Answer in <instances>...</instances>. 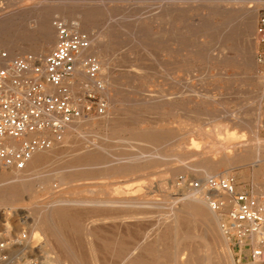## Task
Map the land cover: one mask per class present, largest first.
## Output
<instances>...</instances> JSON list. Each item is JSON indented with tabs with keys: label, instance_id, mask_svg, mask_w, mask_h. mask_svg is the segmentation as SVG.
Listing matches in <instances>:
<instances>
[{
	"label": "rangeland",
	"instance_id": "rangeland-1",
	"mask_svg": "<svg viewBox=\"0 0 264 264\" xmlns=\"http://www.w3.org/2000/svg\"><path fill=\"white\" fill-rule=\"evenodd\" d=\"M16 1L22 3L11 5L10 0H0V22L7 17L24 13L26 14L27 22L23 25V30H30L32 23L29 19L31 17L28 12H25V10L28 8L27 6H31V4H27L29 0ZM231 1L234 4L243 1L244 11L253 10L259 7L254 30V33L258 34L259 37L257 43L252 48L253 51H251V53L250 46L248 45V41L245 40L246 37L244 34L238 33L234 36L233 41H224L223 35L228 29H230L229 31L232 33L238 31V22L234 26L232 25L233 27L230 26L229 28V25L225 22L226 19L219 14H215L211 8L205 5L206 2L203 0H191L189 2V8H193L189 9V11H191L187 14V21L175 23V27L186 30L187 34L190 36V34L192 35L203 26L207 18L213 21L215 27L214 31L211 32L210 36L200 38L202 42H207L204 54L200 55L191 51V47L188 46H183L181 49H178L179 46L176 44H171L169 50L155 49L151 44V40L146 38V34L148 33H161L163 30H169L172 28L170 23L163 22L156 24L151 20L160 9V5L162 4L160 0H115L113 2L114 4L112 5L117 7V11L112 21H115V24L120 27V30L117 32L118 37L116 45L118 47L115 53L116 57L114 64H118L117 66H119L117 68L121 73H116V76H123L121 79L123 85L122 88H116L109 86V84L104 81L106 94L96 90L94 85L90 82H84L80 87L76 88L79 94H73L76 101H79V107L85 110L87 106H91V110H85L84 114L87 118L89 117L92 119L91 125L83 126L81 132L90 138H95L106 147L107 150L104 152L105 159L124 157L136 153L140 148H147V142L139 143L125 140L131 135V133L138 129H148L151 130L152 133L158 134L157 136L161 137V139L166 138L163 144H167V146H161L160 144L158 146L159 152L167 151V149H169L167 153H162L163 155L160 154L159 157H155L154 161L156 167L150 170L151 172L148 171V174L151 173L149 175L145 173L133 178L128 176L109 177V173L112 171V169H110L111 167L108 169H106V167L105 169L101 168L99 169L100 171H95L96 174L84 173L85 171L56 173L51 176L44 174L37 182H44L45 180L52 178L54 188L47 194L40 193V196L36 201L44 202L47 199H50L52 194L59 195L71 187L91 188L94 190L93 192H86L84 194L85 197L92 198L98 196L102 198L105 196V193L109 191L111 196L117 197L116 189L130 185L135 186L134 188H136L135 196L162 203L168 195L172 198H177L183 195L185 192L184 186L181 185L183 180L190 183L199 178L193 175L191 169L184 170L188 165L195 164L198 156H190L189 153L191 150H187L185 147L183 148V146L174 145V142L176 143L179 140H185V146L187 145L190 148L193 146L191 143L192 140H196L200 146V150L203 152V156H206V154L215 155L219 152V147L231 145V142L233 143V141L235 142V140L238 141L242 138L246 139L247 142L249 141L248 143H250L252 147H256L258 143L264 144V85L261 84L262 80H264V0ZM224 4L226 5V2H224ZM57 19L62 20V18L59 17L55 18V20ZM72 19L77 18L73 17ZM58 21L60 20H57V22ZM106 23L107 21H103L99 25L93 27L91 33L95 35L99 34L100 36L105 34L107 31ZM138 25L139 27H137ZM203 27L205 28V26ZM189 38L188 43L194 44L195 41L193 36H190ZM55 45L56 41L51 48L47 49L45 55L50 53ZM28 53L31 52L28 51ZM24 55L25 54L21 53L19 56ZM91 55L100 62V65L104 67V69L107 68L104 63H101L99 57L95 54ZM154 55L156 56L154 57ZM249 55L250 57L253 55L254 63L249 60ZM187 70H191L192 72L190 73ZM102 77L103 74L101 75V73H99L96 79L101 81L104 79ZM73 89L75 90V88ZM116 91L118 92L116 93ZM260 94L261 100L259 98ZM89 95H92V97H89ZM101 100L109 104L106 106V113L103 115H99L97 112V106ZM108 114L114 116L115 121H113L112 124L116 129H113V127H97L96 124L98 121ZM238 119L243 121V124L240 126L238 124ZM259 119L260 121L256 127V120ZM234 121L236 123H234ZM218 124H221V127H219ZM214 125H217V127ZM190 127L192 128L190 129ZM217 128H221L222 130H218L224 131V135L219 134V136V131L216 130ZM227 130L231 131L228 132ZM256 131L258 137L255 135ZM228 134L232 135L229 137ZM79 139L80 138L77 137L75 141ZM227 141L229 143H227ZM151 142L152 141L149 143ZM243 144L245 143H236L233 144V146L239 145L238 152H244ZM179 147L183 149H180ZM175 148L177 150H175ZM178 156L179 158L185 157L186 159L182 160V162L179 160ZM77 157L79 156L65 157L62 159L64 161H59L58 165L64 166L67 163L73 162ZM66 160L69 161L66 162ZM116 165L117 162L113 161L112 167ZM55 166H57V161ZM8 170V168L3 166L0 167V172ZM253 171H255V166L252 163H248L246 166L234 165L229 168L221 167L219 173L222 174L220 177H231L235 181L239 191H250L255 190V183H260L259 185L261 186L263 184L262 187H264V173L262 172L263 174L261 173L255 177ZM68 174L74 175L77 180L68 184L61 183V176ZM146 180L149 181V183ZM38 190H41V187H38ZM96 192H101L102 194H97ZM64 196H67V194ZM202 198L204 200V197ZM227 198L226 195L225 197L224 195L222 197L210 196V199H213V201H219L222 199L229 204ZM28 204L29 201L25 199V201L16 204L15 207H12V204L0 206V245L9 242L10 239L22 236V234H27L29 236L28 229L30 220L28 217ZM78 208L77 210H83L85 213V215L82 214V219H84L85 216L87 218L88 223L86 222V219H84L85 221L82 220L83 228L92 227L91 229L97 230L99 233L98 238L100 244L114 242L116 240L123 245L128 242L125 246H135L136 251H138L135 252L137 254L141 253L140 255H142V257L144 256L143 258L146 260H150L149 258L154 256V253H160L159 246H150L149 243L154 242L153 240H155L156 233L159 232V228L162 227V223L157 221L159 218V212L169 211V209L163 208L152 210L149 215L150 217L144 216L145 219L144 217L140 218L139 221L141 223L138 219L136 220L138 223L134 220L133 222L132 220L127 219L116 220L118 221L116 224L115 220L108 219L107 221L105 218H99L100 216L98 215H95V218L98 216L97 219L99 220V223L96 222L98 220H96L94 216H91L92 219L91 217L89 218L88 216L90 215L85 212L90 209L89 206H79ZM225 208L226 207L217 209V216L222 227L229 220L230 212H227ZM213 210L216 211V209ZM146 219H148V222L145 221ZM100 220L105 221L106 223L102 222V224H100ZM141 220L144 221V224L147 226H145ZM86 223L89 226H86ZM98 224H100L101 227ZM136 224L137 227L139 225L141 227H135ZM185 225L188 227L190 225L192 226L193 223L188 222ZM191 226L190 228H184L185 232L188 234L186 237L189 245H187L185 251L178 256L177 263L204 264L203 260L206 256L211 257V259L213 257L214 260L211 264H228L225 260L228 253L226 248H224L223 245L218 244L211 236H208L203 229H197L198 227L194 228V225ZM146 228L151 232V235H149L150 233L148 234V232L147 234L145 233L147 231ZM166 233H170V230H167ZM261 237L264 238V231H262ZM150 238L152 240H149ZM175 244L176 243L174 242L169 249V256L172 255L173 258L177 252V245ZM257 246L259 245H256L252 241H247L244 246L240 247L239 245L234 244V242H230L229 239L228 249L231 252V262L229 264L254 263L256 260L253 261L251 251ZM4 251H2L3 255L0 256V264H24L26 261L34 260L33 257H27L20 254L13 256V254H10L7 249H4ZM103 252L104 250L102 248L101 251L100 249L98 250V253L100 254ZM51 256L54 257L55 254H51ZM172 257L170 256V258ZM263 260L264 257L261 261L262 264H264ZM34 261L39 263L42 260L35 259Z\"/></svg>",
	"mask_w": 264,
	"mask_h": 264
},
{
	"label": "bare ground",
	"instance_id": "bare-ground-1",
	"mask_svg": "<svg viewBox=\"0 0 264 264\" xmlns=\"http://www.w3.org/2000/svg\"><path fill=\"white\" fill-rule=\"evenodd\" d=\"M114 1L115 0H29L27 4H31V6H27L28 8L26 9L27 11L25 10V12H28L30 14L31 18L29 20L32 23V26L30 27L31 29L23 30V25L27 22V18L25 16L26 14L24 13L15 14L13 16L2 19L0 22V47L7 50V52L11 55V58H16V56H19L21 53L27 54L28 51H30L38 58V60H42L46 56L45 53L47 52V49L51 48L55 41L57 43L58 34L54 22L60 20L69 28L80 32L89 38L91 47L83 53V58H87L89 56L94 57L91 54H95L100 58L101 63H104L107 67H105L106 69H104V67H102L100 65V62L98 61L100 67L99 72L101 73V75L103 74L102 78H104L99 83L86 72L83 66L78 65L73 75L72 88H75L76 90V88L80 87L84 82L92 83L97 90H100L104 93L105 87H103L102 84H105V82L109 84V86L122 88L123 84L121 79L123 76H116V73L120 72V70L117 68L119 67L117 66L118 64H114V60L116 57L115 53L118 47L116 45L118 37L117 32L120 30L119 25H116L115 21H112L117 11V7L112 5L114 4ZM160 1L162 2V4L160 3V9L158 10V13L152 17L151 20L156 24H160L163 22L170 23L172 28L169 30H163L161 33L146 34V38L151 40L152 46L155 47V49L169 50L171 48V44H176L179 46L178 49H181L183 46H188L191 47V51H193L194 53L198 55L204 54V49H206L207 42H202L200 38L208 37L210 36L211 32L214 31L215 27L213 21L207 18L203 24L205 28L201 26L198 31H195L192 35L190 34V36H193L195 43L189 44L188 41L190 39V36L187 34L186 30L175 27V23L187 21V14L191 11H189V9L193 8H189V2L191 0ZM203 1L206 2L205 5L211 8L215 14H219L226 19L225 22L229 25V28L230 26H234L238 22V31L232 33L229 31L230 29H228L223 35L224 41H233L234 36L238 33L244 34L246 37L245 40L248 41V45L250 46L251 53V51H253L252 48L257 43V39L259 37L258 34L254 33L256 18L259 13V7L253 10L244 11L243 1L237 2L236 4L232 3L231 0ZM224 2H226V5L224 4ZM15 3L22 2L10 0L11 5ZM58 17L62 18V20H55V18ZM73 17L77 19H72ZM103 21H107V31L105 32V34L101 36L99 34H92L91 29L99 25ZM137 27H139V25ZM155 56L156 55H154V57ZM249 60L252 63L255 62L253 59V55ZM187 71L190 73L192 72L191 70ZM30 74L31 71H28L27 75ZM261 84L264 85V80H262ZM73 90L74 89H72V93H76L77 95L79 94L77 90H74V92ZM52 91L56 92L55 89H52ZM117 92L118 91H116V93ZM259 98L261 100V94L259 95ZM91 121V118L83 116L81 118L73 120L70 123H65L63 125L62 132L60 133L61 136L47 133V131L43 133L30 134L28 137H36L38 135L44 136L45 134V136L47 135L48 138L52 140V143L48 148L37 150L33 154L32 158L27 162L26 168L24 170H18L15 167H11L8 168V171L0 172V206L12 204V207H15L16 204L27 199L29 201L28 217L30 220L28 229L29 236L27 234H22V236H18L15 239H10L9 242L1 244L0 256L3 255L2 251H4V249H7L9 250L10 254H13V256L20 254L27 257H33L34 260H42L39 263H36L34 260L26 261L24 264H178V256L182 254L185 251L187 245H189L188 239L186 237L188 234L185 232L184 228H190L191 225L187 227L185 224L191 222L193 223L194 228L198 227L197 229H203L208 236H211L212 239H214L218 244L223 245L224 248H226L228 253L225 260L229 264L231 262V252L228 249L229 238L219 222V218L217 216L218 211L213 207V199H210V196L213 195L222 197L224 195L225 197L226 195L228 197L227 199L229 204L222 199L219 201L224 202L223 207H226L225 209L227 212H231L233 208V202L231 201L230 196L226 193L220 191H208L206 181L210 178H224L226 180H229L231 177H220L222 175L221 173H219L221 167L229 168L234 165L246 166L248 163H252L255 166V171H253L255 177L260 175L262 172L264 173V144L258 143L256 147H252L250 143H248L249 141L247 142L246 139L242 138L238 141H233V143L231 142V145H224V147H219V152H217L215 155L211 153L212 155L206 154V156H203V152L200 150V146L196 142V140H192L191 143L193 144V146L190 148L187 145L186 146L188 148L185 146V140H179L176 143L174 142V145L176 144L177 146H183V148L185 147V149L191 150V152L189 153L190 156H198L195 164L188 165L184 170L191 169L193 171V175L195 177H199L200 179L198 178V180L190 183L186 180H183L181 183V185L184 186L185 191L183 195L177 198H172L168 195L162 203H157L147 198L135 196L136 188H134L135 186L130 185L116 189L115 191L118 195L117 197L111 196L109 193L110 191L106 192L105 196L102 198L98 196L92 198L85 197L84 194L86 192H93L94 190H92L91 188L89 189L71 187L70 189L60 193L59 195L52 194V197L44 202L36 201V199L40 196V193L47 194L54 188L52 178H49L44 182H37L39 181L38 179L44 174H48L51 176L55 175L56 173L72 171H85L84 173L96 174V172L101 168L105 169L106 167V169H108L111 167L110 169H112V171H110L111 174L109 173V177L128 176L133 178L140 174H148V171L156 167V163L154 161L155 157H159V155L162 153H167L169 149L165 148L167 149V151L165 150L163 152H159L158 146L160 144L161 146H167V144H163L166 138H163V140L161 139V137L157 136L158 134H154L151 130L148 129H138L131 133V135L125 140L139 143L147 142V148H140L136 153L131 155L126 154L127 156L124 157H112L111 159H105L104 152H106L107 150L106 147L102 145V143L98 142L95 138H90L81 132L83 126L91 125ZM113 121H115L114 116H110L108 114L106 116H103V118L98 121L96 126L99 128L113 127V129H116L112 124ZM259 121L260 119L256 120V127ZM238 122L239 126L243 124V121L240 119H238ZM234 123L236 122L234 121ZM218 125L219 127H221V124ZM215 127H217V125ZM191 128L192 127H190V129ZM218 129L221 128H217L216 130ZM218 131V135L224 133V131ZM256 133L257 131L255 132V135ZM231 135H229V137ZM77 137L80 139L75 141ZM256 137L258 136L256 135ZM150 141L152 142L149 143ZM10 142L14 147L18 145V143L15 141L10 140ZM242 142L245 143L243 144L244 152H238L239 145L233 146V144ZM227 143L229 142L227 141ZM176 148L175 150H177ZM77 155L79 157L75 158L73 162L70 161L71 163H67L65 165L63 164L64 166L58 165L59 161H64L62 160L63 158ZM185 159V157L179 158L180 161ZM56 161L57 166H55ZM67 161L69 160H66V162ZM113 161H116L117 165L112 167ZM76 180L77 178H75L74 175L70 174L65 176L63 175L60 178L61 183L64 184L72 183ZM197 181L200 182V185L198 187L195 184ZM147 182L149 183V181ZM259 184L255 183L254 185V189L257 193H260V191L264 188L262 187L263 184L262 186ZM38 187H41V190H38ZM96 193L102 194L101 192ZM66 194L67 196H64ZM202 197H204V200ZM79 206H89L90 209L88 208L89 210L85 211L88 215H90L88 216L89 218L91 216H94L95 218V215H98L100 216L99 218H105L107 219V221L108 219L113 221L115 220V223L118 222L116 220L127 219H130L132 221H136L138 219L139 221L141 217L143 218L144 216H149L152 210L163 208L169 209V211L159 212V218L157 219V221L162 223V227H158L159 232L156 233L155 240H153L154 242L149 243L150 246H159L160 253H154V256L149 258L150 260H146L143 258L144 256L142 257V255H140L141 253H136L138 251H136L135 246H125L128 242L123 245L116 240L114 242H105L100 244V240L98 238L99 233L97 232V230L91 229L92 227L83 228L82 220L86 219L87 222V218L85 216V218L82 219V214L85 215V213L83 210H81L82 212L77 210ZM213 209H216V211ZM97 218L95 219L98 220ZM147 220L148 219H146L145 221L148 222ZM100 221V224H102V222H105L102 220ZM96 222L99 223V220ZM142 222L144 224V221ZM100 224L98 225L100 226ZM144 225L147 226L146 224ZM86 226L89 225L87 224ZM102 227L104 228L103 225ZM135 227H137V224ZM148 229L145 233L147 234L148 232V234L150 233L149 235H151V232H149ZM167 230H170V233H166ZM262 231H264V229ZM261 235L262 233L254 234L252 236V242L261 247L264 257V238L261 237ZM149 240L152 239L150 238ZM174 242L176 243L175 245H177V252L174 258L172 257V255H170L172 257L170 258L169 249L172 247ZM101 248L104 250L102 254L98 253V250L100 249L101 251ZM51 254H55V256L52 257ZM213 260V257L211 259V257L205 256L203 263L211 264ZM261 261L262 258L256 259V261L252 264H262Z\"/></svg>",
	"mask_w": 264,
	"mask_h": 264
},
{
	"label": "built area",
	"instance_id": "built-area-1",
	"mask_svg": "<svg viewBox=\"0 0 264 264\" xmlns=\"http://www.w3.org/2000/svg\"><path fill=\"white\" fill-rule=\"evenodd\" d=\"M264 24V22H263ZM57 43L42 60L32 53L11 58L0 48V166L24 170L33 154L48 148L52 140L46 136L28 137L32 133L48 132L60 136L63 125L85 116L79 101L72 93L73 75L78 65L97 80L99 62L94 57L83 58L91 42L61 21H55ZM31 71L30 75L27 72ZM103 87L104 83L102 84ZM55 89L56 92H53ZM97 90V89H96ZM100 91V90H98ZM92 97V95H89ZM107 103L101 100L97 106L99 115L106 113ZM10 140L18 143L14 147ZM198 187L200 182L195 183ZM208 191H220L230 196L233 208L223 229L230 242L244 246L252 241L254 234L264 229V188L239 191L230 178H210L206 181ZM216 209L224 202L212 201ZM253 261L263 258L259 246L251 251Z\"/></svg>",
	"mask_w": 264,
	"mask_h": 264
}]
</instances>
